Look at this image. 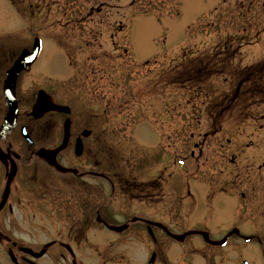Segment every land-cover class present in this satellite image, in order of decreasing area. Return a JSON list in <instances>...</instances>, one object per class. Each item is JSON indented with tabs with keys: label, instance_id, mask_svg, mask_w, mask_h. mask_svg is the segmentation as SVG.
<instances>
[{
	"label": "rangeland",
	"instance_id": "obj_1",
	"mask_svg": "<svg viewBox=\"0 0 264 264\" xmlns=\"http://www.w3.org/2000/svg\"><path fill=\"white\" fill-rule=\"evenodd\" d=\"M0 35L20 47L30 37V43L41 40L35 87L46 84L76 125L98 131L99 206L112 224L145 210L143 191L132 192L131 200L119 183L158 180L161 191L152 198L161 204H146L148 220L181 235L191 229L194 201L209 196L214 180L264 179L258 171L264 165V0H0ZM75 157L69 152L62 163L86 170ZM39 178L60 183L45 167ZM105 179L116 184L114 191ZM71 187L58 193L74 194ZM77 191L90 194L87 184ZM52 192L37 189L36 195ZM21 194L20 227H42L27 216L36 210L30 193ZM176 200L179 218H167ZM212 230L214 238L224 233ZM104 233L89 232L88 245L100 254L112 239ZM21 237L28 242L27 234ZM129 237L127 244L117 242L127 257L115 264H146L150 242ZM159 237L157 264H192L186 245Z\"/></svg>",
	"mask_w": 264,
	"mask_h": 264
},
{
	"label": "flooded vegetation",
	"instance_id": "obj_2",
	"mask_svg": "<svg viewBox=\"0 0 264 264\" xmlns=\"http://www.w3.org/2000/svg\"><path fill=\"white\" fill-rule=\"evenodd\" d=\"M11 6L14 9L15 4L11 3ZM30 23L34 27V18L30 19ZM12 38L0 35V264H92L91 261L98 263L100 259L103 264H115L116 261L124 263L127 252H117L116 244L129 243L130 234L135 235V239L150 242L154 251L150 253L146 264H157L163 245L159 235H164L174 244L186 245L184 254L192 258V264H196V258V261L202 259V264H264V179L214 180L209 196H198L199 200L194 201L189 217L191 229L177 235H184L183 239H174L169 235L173 234L171 231L167 229V232L159 226L161 223L148 220L146 204H161L160 198H152L155 197L152 193L161 191L158 180L152 185L146 181L134 186L128 182L117 184L120 194L131 200L132 192L143 191L144 194L138 196L142 197L140 201L145 210L127 216L119 225L104 219L97 190L98 180L103 179L99 173L98 131L85 130L83 126L76 125L71 116L72 110L68 114L51 110L50 107L42 117H34L33 108L41 94L48 104L63 108L68 106L51 95L46 84L35 87L33 68L42 57L43 42L37 59L27 68L17 71L13 69L23 53L35 54L38 38H34L31 43V37L28 38V45L21 47L19 41ZM44 72L42 75H46ZM67 134V146L59 151L55 160L59 166L75 171V174L60 173L38 155L41 151L57 150ZM79 142L81 154L76 156L75 149ZM69 152H73L77 160L83 159L81 167L87 169L80 171L78 163L71 167L65 166L62 160L66 161ZM43 167L55 174V180L60 183H43L42 178H39ZM258 171L262 174L264 165ZM106 181L114 191L116 184ZM86 184L90 194H78L77 190ZM68 186H72L74 194L64 196L58 193ZM49 188L53 190L52 194L36 195L37 189L46 191ZM193 191L198 192L195 186ZM23 192L30 193L26 197L36 209L27 216L37 221L39 219L43 223L42 227H20V208L26 202L25 196L21 194ZM234 192H239V195ZM202 200L205 211H200ZM47 203L52 212H45ZM28 206H31L30 203ZM179 208V201H174L173 211L166 217L179 218ZM212 219L218 220L215 227L212 226ZM112 227L123 230L111 231ZM219 228L224 233L214 238L212 229ZM94 230L105 231L108 233L104 234L112 236L108 248L102 254L93 245H88L89 232ZM22 234L28 235V242L23 241ZM95 238L96 235H93L92 240ZM187 239L191 242L185 243ZM228 249L232 254L230 258Z\"/></svg>",
	"mask_w": 264,
	"mask_h": 264
},
{
	"label": "water",
	"instance_id": "obj_3",
	"mask_svg": "<svg viewBox=\"0 0 264 264\" xmlns=\"http://www.w3.org/2000/svg\"><path fill=\"white\" fill-rule=\"evenodd\" d=\"M36 47H37V45H36ZM35 51H36L35 55H32V56H29V54L26 52L23 53L20 57V60L15 65V68L13 70H17V71L23 70V69L27 68L28 66H30L31 63H33V61L36 59V57L39 53L38 48H36ZM50 107H51V110H56L59 112L64 111L66 113H69V110L67 108H62V107L54 106L52 104H48V102H46V100L43 98V96L41 94L38 98L36 105L33 108L34 117L37 119L42 117L44 115V113L46 112V109H50ZM67 131H68V129H67ZM67 143H68V134L64 139V143L57 150H55V151H41L40 153H38V155L42 159H44L49 165H51L55 169H57V171H59L60 173H62V174L74 173L75 174L76 173L75 171L64 169L61 166H59L55 160L59 151L66 148ZM75 154L77 156H79L81 154V143L80 142L77 143V145H76ZM110 230L115 231V232H121L123 230V228L112 227V228H110ZM172 237L175 239H183L184 238V236H181V237L172 236Z\"/></svg>",
	"mask_w": 264,
	"mask_h": 264
},
{
	"label": "trees",
	"instance_id": "obj_4",
	"mask_svg": "<svg viewBox=\"0 0 264 264\" xmlns=\"http://www.w3.org/2000/svg\"><path fill=\"white\" fill-rule=\"evenodd\" d=\"M259 65H255L254 67H252L253 69H255L256 67H258Z\"/></svg>",
	"mask_w": 264,
	"mask_h": 264
}]
</instances>
